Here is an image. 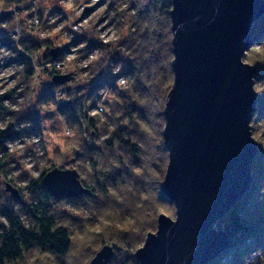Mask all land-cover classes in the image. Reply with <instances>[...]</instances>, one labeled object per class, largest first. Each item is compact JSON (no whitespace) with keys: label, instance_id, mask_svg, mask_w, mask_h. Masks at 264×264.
Returning a JSON list of instances; mask_svg holds the SVG:
<instances>
[{"label":"rangeland","instance_id":"rangeland-1","mask_svg":"<svg viewBox=\"0 0 264 264\" xmlns=\"http://www.w3.org/2000/svg\"><path fill=\"white\" fill-rule=\"evenodd\" d=\"M155 1L160 6L170 0ZM127 2L128 0H107L104 2L96 0V3L93 4L91 0H84L83 10L71 20L73 26H84L79 32L74 31L73 27H69V14L58 2H51L50 6H46L43 0L39 4H37V0H22L19 4L4 2V6L0 8V49L10 53L9 55H0V71H11L12 75L6 78L7 81L17 82L11 90L2 94L7 96L0 101V121L7 123V127L0 131V135L5 138L0 147V213L9 207L24 218L23 206H28L30 202V192L27 189L28 182L53 168L75 169L80 178L82 174L77 170L76 165L90 166L92 172L89 181L81 180L88 186L95 185V181L98 180L100 181L98 188L104 185L105 188H110L109 180L107 181L102 175L104 173H118L120 169H128L133 172L135 169L132 170V166H135V176L139 177L137 188L120 191L119 189L124 188V183L123 181L117 182L116 186L118 187L116 188L119 189L110 192L111 198L119 199L116 205L111 203V198L107 195H101L99 192H96L94 198L84 201H72L64 197L50 200L48 204L57 224L66 227L70 233V248L65 255H55L31 248L18 261L19 264H24L25 259L31 257L37 258L33 264H46L49 257H54L57 264H69L73 252L78 250L83 251V259L85 264H88L103 244L108 243L113 246L112 241L110 242L108 238H112L114 241V238L122 236V232H118L112 227L113 223L116 228L126 230H132L140 223L139 200L135 197V190L138 192L140 188L146 187L149 190L147 191L148 196L155 197V188L151 187L149 183L151 180L149 179L153 175V169L159 163L155 154L160 150L155 149L153 144L158 143L156 138L162 141L163 120L161 119V126H159L158 120L153 121V113H150V117L148 116L150 122L139 123V129H136L135 132L136 134L140 133L137 140L141 143V151L139 157L135 159L136 161L132 159L133 157L129 153L120 151L117 146L116 150H109L104 144L113 130L114 122L119 120L120 123L121 117L125 118L119 107L123 102L119 94H124L125 89L118 88L116 81L119 78H126L129 86L131 85L130 79L121 74L124 68L122 65H110L114 60L113 57L125 58L123 57L125 53L122 51L123 44L130 36L128 20L123 17L127 9ZM54 17L56 19L53 23ZM60 24H64L65 27L57 33L56 29ZM17 28H19V33ZM45 33H51V35ZM110 36L117 38L109 39ZM93 45H95L93 48L88 49ZM50 50L53 52L51 58L45 60L44 58ZM73 52L77 54L81 65L93 53L99 52L101 56L99 61L93 62L87 68L78 67L76 71L67 70L72 67L71 64L61 68L56 67ZM251 52V64L264 63V43L253 44ZM23 57L29 58L31 63V68L34 71L32 80L25 79L26 65L21 60ZM77 73L80 75L78 76ZM56 74L68 75L66 82L60 85L53 84L52 76ZM85 74L87 75L85 76ZM81 76H84L87 83L74 84V79H79ZM256 86L254 84L255 90L260 87ZM262 89L264 90V86ZM101 91L114 95L116 100L104 98L100 94ZM65 95L72 98H61ZM19 100L24 101L22 110L19 112L4 106L5 102L16 105ZM82 100L87 109H97L105 115L106 123L104 125L97 128L95 118H93V126L82 119L73 122L60 113L59 106L61 104L71 102L73 105L77 102L82 103ZM163 102L162 105L164 106ZM47 105H54L55 111H43ZM104 107H108L110 113H104ZM149 107L150 111H153L160 107V104L155 108ZM87 115L89 116V114ZM60 116L64 118L69 127L73 124L87 126L86 128L81 127V131L85 132L81 150L75 153L72 164L57 167L54 166L53 162V166L43 169H37L34 165L33 170H38L39 175L33 176L24 168L22 162L27 159H36L38 152L40 154L45 152L48 133H52L54 139L58 138L56 129L59 127V121L57 117ZM28 120L31 123H27ZM48 120H52L53 123L45 127V121ZM125 125L128 126L129 131L134 130L127 123ZM252 126L254 130L251 132L254 141L264 143V115L256 117ZM102 135L105 138L101 141ZM30 140H35V143L29 144ZM17 144L25 146L19 154L12 152V148ZM56 148L57 146L54 145L53 151H56ZM161 156L164 158L163 171L160 176L162 181L168 158L163 153L159 155V157ZM132 161H134V165H132ZM145 170L147 175L143 174ZM251 173L253 178H256L257 184L254 187L257 193L252 194L251 204L244 209V212L247 214V223L259 225L264 222V202L259 192V188L263 186L264 182V150L261 149L260 158L254 164ZM124 178L125 175L122 180ZM6 182L18 190V198L12 197L9 192L5 191ZM125 191L130 194L126 195ZM257 197L261 198L257 199ZM160 213L174 219V205L170 202L164 203ZM0 218H2L1 215ZM4 223V219H0V225ZM226 227L227 222L223 218L214 225L216 230L225 231ZM255 246L264 247V240L251 244L239 254L238 260L226 261V257H220V254L214 260L220 258L219 264H242L243 253ZM135 251L132 252L135 254ZM127 254L121 252L115 260V264H132Z\"/></svg>","mask_w":264,"mask_h":264},{"label":"water","instance_id":"water-1","mask_svg":"<svg viewBox=\"0 0 264 264\" xmlns=\"http://www.w3.org/2000/svg\"><path fill=\"white\" fill-rule=\"evenodd\" d=\"M170 2L175 80L162 113L170 163L161 192L175 202L178 220L172 223L176 217L159 214L156 231L146 235L135 257L138 264H208L228 243L226 232L216 230L215 223L252 183L258 146L249 119L257 110V98L249 77L256 69L242 66L238 56L253 42L251 29L264 14V0ZM253 44L241 53V62L249 64L242 56ZM67 78L56 74L52 83L60 85ZM42 184L53 197L90 192L75 169L53 168L43 175ZM5 191L19 197L8 182ZM113 257V246L106 244L88 264H110Z\"/></svg>","mask_w":264,"mask_h":264},{"label":"trees","instance_id":"trees-1","mask_svg":"<svg viewBox=\"0 0 264 264\" xmlns=\"http://www.w3.org/2000/svg\"><path fill=\"white\" fill-rule=\"evenodd\" d=\"M21 1L22 0H4V2L10 4H19ZM104 1L107 0H102V2ZM127 3V9L123 17L128 20L127 24L130 28V36L123 44L122 51L125 53V56H123L125 58L118 56H116V58L113 57L114 60L110 65H122L124 68L121 74L130 79L131 85L125 90L124 94H119V97L123 100L119 107L124 113L123 115L125 118L122 116L120 123L119 120L114 122L113 130L104 144L109 150H116L117 146L120 151L129 153L133 157L132 159L135 160L139 157L141 151V143L137 140L140 133L136 134L135 130L139 129V123L149 121V115L153 113L152 110L150 111L149 106L155 108L160 104V107L155 110H163L164 106L162 105V101L165 102L166 95L173 80V76L170 72H164L163 74L161 72L162 67L164 65H170L173 59V47L171 48V2L169 1L160 6L155 0H128ZM251 33L253 41L264 39V14L252 26ZM257 43L263 44L264 41L254 42V44ZM94 46L95 45L88 49ZM52 53V50H50L44 59L49 60ZM251 53L250 49L242 56V60L251 64ZM21 60L26 65L24 73L25 79L32 80L34 71L31 68L29 58L23 57ZM257 72H259L261 76H264V68L258 66L256 69V73ZM255 84L257 85L256 87L260 86L256 88V90L262 89L264 81H259ZM6 96L7 95H1L0 101ZM256 98V112L258 113V118L264 115V94H256ZM153 102H156V104H153ZM59 111L63 116H67V118L73 122L77 121V119H82L84 122L93 126L94 119L87 115L88 113L83 100L82 103L77 102L73 105L71 102L61 104L59 106ZM255 118L256 116H254L251 121V131L254 130L252 123ZM152 120H156L153 114ZM27 123L31 122L28 120ZM125 123L132 126L134 130L129 131ZM158 123L159 126H161V119L158 120ZM156 131L158 135V127ZM4 140L5 138L0 135V147ZM156 140L158 143L153 145L155 149L159 151V145L163 143V138L162 141L158 138H156ZM165 149L163 143V150ZM86 150L88 151L89 149L87 148ZM260 155L261 148L258 146L257 155L251 166V172L254 169V164L260 158ZM157 159L159 163L157 167L153 169V175L149 179L151 180L149 182L151 187L155 188V197L152 198V196H148L147 191L149 190L146 187L140 188L138 192L136 190L134 192L136 193L135 197L139 200L138 209H140L141 216V221L138 226L134 227L132 230H126L116 228L114 223L112 224L113 228L118 232H122V236L120 238H114V241L112 238H108L110 242L112 241L111 243H113L114 248V257L110 264H115V260L120 256L121 252L128 253L127 256L132 264H138L135 254L132 251L137 250L139 245L144 242L148 233L156 231L157 218L158 215L161 214L160 210L162 205L164 203H172L163 196L161 192L162 184L159 190L158 185L161 182L160 176L163 171L164 158L161 156ZM132 163V165L135 164L134 161H132ZM132 170L134 171L120 169L118 173L113 172L112 174L109 172V174H102L107 181L109 180L110 188H105V185L98 188L100 186V181L98 180L95 181V185L88 186L80 179L82 184L89 189V194H83L77 198H64L72 201H84L94 198L96 192L111 198L110 192L119 189L116 188L118 187L116 184L121 181L124 183V188L119 189L120 191L122 189L137 188L139 177L135 176L136 167L132 166ZM159 173L160 175H158ZM44 174L45 173H42L37 178L28 182L27 189L30 192V202L28 206H23L25 213L24 218L20 214H17L13 208L9 207L3 209L0 213L5 221L4 224L0 225V264H17L18 261L22 259L25 252L31 248H36L40 251L55 255H65L70 248V233L66 227L57 224L48 204L50 200H55V198L58 197L51 196L44 189L42 184V177ZM124 175L125 178L122 180ZM256 184V178L252 176V183L248 192L223 217L227 222L225 232L228 243L219 256L226 257V261L230 259L238 260L239 254L250 246L248 243L249 241L252 242L251 244H256L264 240V222H261L259 225L247 223V214L244 212V209L251 204L250 199L252 198V194L257 193L255 188ZM125 193L126 195L130 194L126 191ZM261 197L264 202V194H261ZM118 200V198H111V203L116 205ZM106 244L108 243L103 245ZM219 259L220 258H218V260L213 259L208 264H219Z\"/></svg>","mask_w":264,"mask_h":264},{"label":"clouds","instance_id":"clouds-1","mask_svg":"<svg viewBox=\"0 0 264 264\" xmlns=\"http://www.w3.org/2000/svg\"><path fill=\"white\" fill-rule=\"evenodd\" d=\"M41 2V0H37V4H39ZM51 2H58L60 4V6L64 9L65 12H67L69 14V22L68 25L69 27H73L74 31L79 32L83 29V25H75L73 26L71 24V20L75 18V16H78L80 11L83 10V6L84 5V0H43V3L46 6H50ZM162 2V0H161ZM91 3H96V0H91ZM4 6V0H0V8H2ZM102 11V9H101ZM55 17L53 18V23L55 22ZM91 19V18H90ZM65 27L64 24H60L57 29L56 32L59 33L63 28ZM17 32L19 33V28H17ZM46 35H51V33H45ZM117 37L115 36H110L109 39H116ZM173 39H174V33H173ZM172 39V41H173ZM172 41H171V48H172ZM258 41H264V39H260ZM258 41H253L250 44H248V46L244 47L241 49L240 54L238 56V60L239 63L242 66H245L247 68H251V69H257V67L259 66L260 68H264V63H260V64H256V63H252V64H246L241 62V53L247 49L250 45H252L254 42H258ZM10 53L6 52L4 49H0V55H9ZM100 56L101 53L96 52L93 53L92 55H90L89 59L84 63V64H79L78 61V56L75 52H73V54L68 55L64 61L61 62V64H58L56 67L57 68H61L64 65L67 64H71L72 67L68 68L67 70L69 71H76L78 67H84L87 68L89 65H91L93 62L99 61L100 60ZM175 60V56L174 59L171 61L170 65H164L162 67V74L164 72H170L172 74V76L174 77L175 80V73L172 70V63ZM12 75L11 71H0V95H2L4 92L11 90L15 84L17 83L16 81H7V77ZM77 75L79 76L80 74L77 73ZM87 74H85L86 76ZM250 79V86L252 91L257 94H264V90H254L253 85L256 82L259 81H264V76H261L259 74V72H257L254 75H251L249 77ZM76 83H87V80L84 78V76H81L79 79H74V84ZM116 85L118 88L120 89H128L129 88V83L128 80L126 78H119L116 81ZM174 86V84H173ZM173 86L171 88V91L173 90ZM171 93V92H170ZM169 93V94H170ZM101 96H103L106 99H110V100H116V97L114 95H109L104 93L103 91L100 92ZM169 94L167 95V99L169 97ZM61 98L64 99H71V96H63ZM167 99L164 103V107L162 111H157V110H153V117L156 120H160L162 119L164 121V126H163V131L166 128V120L165 117L162 115V113L165 111L166 109V103H167ZM24 105V101L23 100H19L18 103L16 105H13L10 102H5V107L12 109L14 111H21L22 110V106ZM88 114L90 117L95 118L96 120V127L100 128L102 125H104L106 123V117L103 113H101L99 110L97 109H87ZM43 111H55V106L54 105H47L43 108ZM104 113H110V109L108 107H104ZM42 114V113H41ZM254 116H258L257 112H253L251 118L249 119V121L254 117ZM57 120L59 121V127L56 129V133L58 138L54 139L52 137V133H48L46 139L48 140V143L45 145V152L43 154H40L39 152L37 153V158L36 159H27L24 160L23 166L26 170H28L33 176H38L39 175V171H34L33 170V166L35 165V167L37 169H43L49 166H53V162H54V166H61L64 164H72L75 158V153L77 151L81 150V146L83 144V140L85 138V132L81 131V127H87L86 125H80V124H73L71 127L68 126L67 122L64 120V118L62 116L57 117ZM249 121H248V129H249ZM53 122L52 120H48L45 121V127H47L48 125H51ZM7 127V123L4 121H0V131L4 130ZM249 134V133H248ZM105 137L102 135L101 136V141L104 139ZM250 138V137H249ZM252 140V139H251ZM253 142H255L254 140H252ZM29 144L35 143V140H30L28 142ZM163 143H164V139H163ZM163 143H161L159 145V149L160 152L156 153V157L158 158L160 153H164L167 158L168 161L170 163V155L169 152L167 150H163ZM257 143L260 148L262 150H264V143ZM57 146L56 151H53V146ZM25 146L24 145H15L12 148V152L19 154V152L23 151V148ZM169 163L167 165V168L164 172V176H163V180L160 182L159 184V190H160V185L162 184V182H164L165 178H166V173L169 167ZM77 170L79 172H81V177L80 179L84 180V181H89L90 178V174L92 172V168L90 166L84 165H76ZM144 175H147L146 170L143 173ZM259 192L261 194H264V186H261L259 188ZM261 197H257V199H260ZM172 204L174 205V211H175V219L174 220H169L172 223H175L178 220V208L175 204V202H172ZM3 219V218H0ZM249 245H251V241L248 242ZM84 257V253L82 250H78V251H74L72 254V258L69 261V264H85V261L83 259ZM36 257H31V258H26L24 261V264H33V261L36 260ZM19 264V262H18ZM46 264H57V261L55 260L54 257H49L46 261ZM242 264H264V247H260V246H255V247H250L249 250L247 252H244L242 255Z\"/></svg>","mask_w":264,"mask_h":264}]
</instances>
